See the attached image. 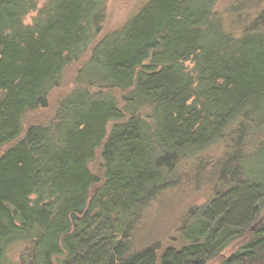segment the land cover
<instances>
[{
    "label": "trees",
    "instance_id": "trees-1",
    "mask_svg": "<svg viewBox=\"0 0 264 264\" xmlns=\"http://www.w3.org/2000/svg\"><path fill=\"white\" fill-rule=\"evenodd\" d=\"M218 1L0 0V264H264V0Z\"/></svg>",
    "mask_w": 264,
    "mask_h": 264
},
{
    "label": "rangeland",
    "instance_id": "rangeland-1",
    "mask_svg": "<svg viewBox=\"0 0 264 264\" xmlns=\"http://www.w3.org/2000/svg\"><path fill=\"white\" fill-rule=\"evenodd\" d=\"M149 1L150 0H107L105 19L99 38L109 32L121 28L127 22L131 21ZM36 2L37 9L39 10L46 4L47 0H36ZM251 7H256V0H251L250 2L248 0H219L216 4L215 11L222 17L226 26H229V24L232 23V25L236 27L238 17L240 18L241 22L244 23L245 18L241 19L243 16L247 14H249L248 16L250 17L252 16L254 10ZM36 15L37 12L29 14L24 18L23 23L25 25H31ZM186 66L188 68H191V65L188 63H186ZM67 81H69L68 78ZM69 88L67 90H69ZM67 90L63 89V91ZM58 93L59 92H54L53 97H56ZM166 195L167 198L173 197L172 192H169ZM192 201V196H185L183 198V201L182 199L180 201H178L177 199H173V202L171 203L167 204L166 202L167 205H163V208L154 206L149 213V219L145 220L142 223V227H140L139 230L141 231L139 236H141L142 234L145 235L146 229L153 228V226L157 228L156 231L158 234L164 231V234L166 235V229L172 226V224H175V221L179 218L185 208L188 205L193 204ZM195 203H198L197 205H200L201 203H203V200ZM261 220L262 222L264 221V213L261 217ZM145 238L146 236H144V239ZM241 244V242H235L222 253V256L220 258L212 261L210 264H219L222 258L228 257L231 254L235 253L239 249Z\"/></svg>",
    "mask_w": 264,
    "mask_h": 264
}]
</instances>
